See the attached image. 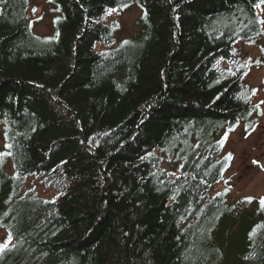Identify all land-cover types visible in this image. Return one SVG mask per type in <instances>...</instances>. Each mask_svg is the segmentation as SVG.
I'll use <instances>...</instances> for the list:
<instances>
[{
    "label": "trees",
    "instance_id": "16d2710c",
    "mask_svg": "<svg viewBox=\"0 0 264 264\" xmlns=\"http://www.w3.org/2000/svg\"><path fill=\"white\" fill-rule=\"evenodd\" d=\"M47 4L40 35L0 0V264H264V197L220 189L262 116L264 0Z\"/></svg>",
    "mask_w": 264,
    "mask_h": 264
},
{
    "label": "rangeland",
    "instance_id": "374dc122",
    "mask_svg": "<svg viewBox=\"0 0 264 264\" xmlns=\"http://www.w3.org/2000/svg\"><path fill=\"white\" fill-rule=\"evenodd\" d=\"M38 7L36 12L35 31L40 35H48L53 28L54 14L47 12L41 15V10L48 7L47 0H31ZM48 10V9H47ZM46 10V11H47ZM141 10L135 8L120 14L122 28L119 38L125 39L138 30L136 22ZM264 15V12H263ZM264 70L252 71L251 85L259 91L257 101L262 108V116L251 127L241 126L230 138L226 151L234 154V163L227 174V181L220 186L229 193L230 199L254 196L264 197V88L261 87ZM38 189L47 195L50 190L43 189L41 183H36ZM6 238L5 232L0 228V243Z\"/></svg>",
    "mask_w": 264,
    "mask_h": 264
}]
</instances>
